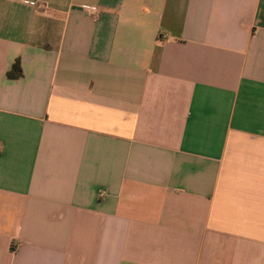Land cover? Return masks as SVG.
<instances>
[{
  "label": "crops",
  "instance_id": "0c3cea01",
  "mask_svg": "<svg viewBox=\"0 0 264 264\" xmlns=\"http://www.w3.org/2000/svg\"><path fill=\"white\" fill-rule=\"evenodd\" d=\"M0 264H264V0H0Z\"/></svg>",
  "mask_w": 264,
  "mask_h": 264
},
{
  "label": "trees",
  "instance_id": "16d2710c",
  "mask_svg": "<svg viewBox=\"0 0 264 264\" xmlns=\"http://www.w3.org/2000/svg\"><path fill=\"white\" fill-rule=\"evenodd\" d=\"M20 67H19V62L16 61L13 65L11 70L8 73V76L11 78L17 79L20 76Z\"/></svg>",
  "mask_w": 264,
  "mask_h": 264
},
{
  "label": "built area",
  "instance_id": "2783aa9c",
  "mask_svg": "<svg viewBox=\"0 0 264 264\" xmlns=\"http://www.w3.org/2000/svg\"><path fill=\"white\" fill-rule=\"evenodd\" d=\"M93 16H94V17H96V16H97V15L94 13V11H93Z\"/></svg>",
  "mask_w": 264,
  "mask_h": 264
}]
</instances>
